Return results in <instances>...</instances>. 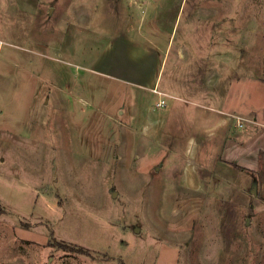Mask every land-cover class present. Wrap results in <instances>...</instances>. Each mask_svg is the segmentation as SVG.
Returning a JSON list of instances; mask_svg holds the SVG:
<instances>
[{"label": "rangeland", "instance_id": "1", "mask_svg": "<svg viewBox=\"0 0 264 264\" xmlns=\"http://www.w3.org/2000/svg\"><path fill=\"white\" fill-rule=\"evenodd\" d=\"M251 109L264 0H0V264H264Z\"/></svg>", "mask_w": 264, "mask_h": 264}, {"label": "crops", "instance_id": "2", "mask_svg": "<svg viewBox=\"0 0 264 264\" xmlns=\"http://www.w3.org/2000/svg\"><path fill=\"white\" fill-rule=\"evenodd\" d=\"M25 79L26 78H24L23 80ZM259 112V110L251 109L248 114H242L245 117L247 116L246 126L249 132L244 133V129H242V131L240 132V130H237L238 128L236 129V132L234 130L233 138L231 139V150L230 147L227 149V151H231L233 155L232 158H234V160H237L235 164L239 162V165H244L245 167H249L256 170L259 167L260 153H262L264 156V117H259ZM250 113L253 114V116L249 115ZM259 118H261V120ZM220 120L224 123L223 130L225 128L226 130L230 128V123L228 119L226 120V118H220ZM249 120H252V122H250ZM250 128H252L254 131H250ZM225 147L226 144L224 148ZM262 159L264 160V158Z\"/></svg>", "mask_w": 264, "mask_h": 264}, {"label": "built area", "instance_id": "3", "mask_svg": "<svg viewBox=\"0 0 264 264\" xmlns=\"http://www.w3.org/2000/svg\"><path fill=\"white\" fill-rule=\"evenodd\" d=\"M166 103H167V102H166V100H165L164 98H160V100L156 102V104L159 105V106L165 105ZM166 105H167V104H166ZM238 119H239V120H237L238 125L241 126V125H242V123L240 122V121H241V120H240L241 117H239Z\"/></svg>", "mask_w": 264, "mask_h": 264}, {"label": "trees", "instance_id": "4", "mask_svg": "<svg viewBox=\"0 0 264 264\" xmlns=\"http://www.w3.org/2000/svg\"><path fill=\"white\" fill-rule=\"evenodd\" d=\"M233 165H235L236 167H238V168H243V167H241L240 165H238V164H233ZM3 212V207H2V203L0 202V214ZM77 249H79V251L80 252H87V253H89V251L87 250V249H84V248H77Z\"/></svg>", "mask_w": 264, "mask_h": 264}]
</instances>
